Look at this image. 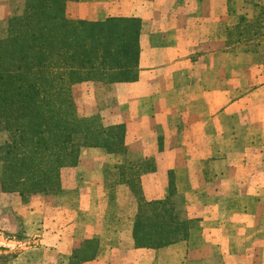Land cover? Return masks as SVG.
<instances>
[{
    "label": "crops",
    "instance_id": "1",
    "mask_svg": "<svg viewBox=\"0 0 264 264\" xmlns=\"http://www.w3.org/2000/svg\"><path fill=\"white\" fill-rule=\"evenodd\" d=\"M17 4L0 0V21L17 16ZM231 7L230 0L67 3L71 20H136L140 50L134 80L73 86L81 116L124 125L126 150L82 148L76 166L62 170L61 191L45 204L40 226L39 244L54 261L69 264L94 240L83 264H264V64L227 47V28L242 16ZM144 161L153 170L140 175L139 196L163 201L172 184L177 210L191 223L185 240L135 247L137 199L112 172ZM12 201L0 192L1 206ZM2 243L0 255L9 253Z\"/></svg>",
    "mask_w": 264,
    "mask_h": 264
},
{
    "label": "trees",
    "instance_id": "2",
    "mask_svg": "<svg viewBox=\"0 0 264 264\" xmlns=\"http://www.w3.org/2000/svg\"><path fill=\"white\" fill-rule=\"evenodd\" d=\"M70 1L76 0H25L22 14L0 23V130L6 135L0 141V192L17 193L24 202L60 192L61 170L76 166L82 148L110 154L126 150L124 125L105 126L98 115L80 117L71 87L134 80L139 24L134 19H68ZM260 10L246 41L260 42L264 51ZM113 170L115 182L127 184L137 199L136 248L156 249L187 238L191 223L177 210L172 184L163 201L146 203L138 194L140 175L153 170L150 162ZM94 242L74 251L71 263L90 259Z\"/></svg>",
    "mask_w": 264,
    "mask_h": 264
},
{
    "label": "rangeland",
    "instance_id": "3",
    "mask_svg": "<svg viewBox=\"0 0 264 264\" xmlns=\"http://www.w3.org/2000/svg\"><path fill=\"white\" fill-rule=\"evenodd\" d=\"M23 2H25V0ZM230 2H231L232 10L234 9L240 10V6H238L237 4L240 2L243 3L245 2V6H243V8H241L240 10L242 11V16L239 22L236 25L227 28V32H226L227 47H237L239 50H242L251 57H254L256 60H258L259 63L264 64L263 63L264 51L262 46L258 44L260 42L246 41V39H249L251 37V32L253 31L251 26L260 16L261 13L260 8H264V7L254 3L252 4L250 0H237V1L230 0ZM23 9H24V4H22V0H18V4L15 8L16 11L15 13H19L18 15H20L22 14ZM1 22L2 20L0 21V23ZM74 85H72L71 87V94L74 105L76 107V111L80 117H85V116H81V109L79 106V102H77L76 104V99L73 96L72 89ZM75 92H77L76 89ZM88 107L90 109L91 105H89ZM93 115L100 116V114H93ZM100 119L101 122L103 123L101 117ZM103 124L105 126H108L105 123ZM5 137L6 135L0 130V141L5 139ZM59 193L60 192H48V193L36 194L31 197H28L25 202L22 201L21 197L17 193H13L10 195L12 196L14 195L17 198V202L15 201V204L14 201H12L11 205L8 206L0 205V241L3 242L1 244L3 248L2 252L5 251L9 252L6 254L2 253L3 255H0V264H11L12 261H14V263L17 262L18 264H64V261H62L63 259L60 260L58 257L56 261H54V258L56 256H48L46 252L42 250L47 247L44 248L39 244V240H42L43 238L42 229L40 226L44 224L45 216L43 214H44V207H46L45 204L53 206L54 203L56 202L55 200ZM3 194H9V193H3ZM43 194H45L44 198L46 199V201L43 200ZM0 204L2 203L0 202ZM54 233L57 234V232ZM4 243L6 245H3ZM26 249L29 250V254L26 253V255L23 256L21 253L28 251ZM51 250H53V248H51ZM14 257L16 261L14 260ZM48 259H51L52 261L50 260V262L47 263ZM69 264L72 263L70 262Z\"/></svg>",
    "mask_w": 264,
    "mask_h": 264
}]
</instances>
